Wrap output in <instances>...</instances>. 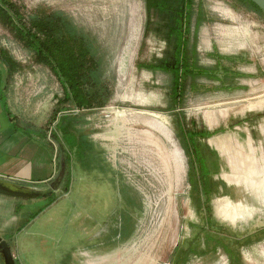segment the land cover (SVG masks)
<instances>
[{
	"label": "rangeland",
	"instance_id": "374dc122",
	"mask_svg": "<svg viewBox=\"0 0 264 264\" xmlns=\"http://www.w3.org/2000/svg\"><path fill=\"white\" fill-rule=\"evenodd\" d=\"M13 1L63 11L94 40L106 100L58 112L72 106L57 77L0 23L20 64L7 108L48 136L54 176L72 173L67 192L0 194L15 264H264V15L194 0L188 49L206 72L185 76L175 99L171 72L142 66L172 56L167 20L145 0ZM114 207L120 236L105 222Z\"/></svg>",
	"mask_w": 264,
	"mask_h": 264
},
{
	"label": "trees",
	"instance_id": "16d2710c",
	"mask_svg": "<svg viewBox=\"0 0 264 264\" xmlns=\"http://www.w3.org/2000/svg\"><path fill=\"white\" fill-rule=\"evenodd\" d=\"M238 1L245 2L254 11L264 15V11L250 0ZM194 4V0H145V8L149 13L155 11L167 20L166 36L171 42L172 56L169 62L163 60L161 63L142 66L171 72V91L175 99L185 76H194V71L206 72L205 69L195 66L189 55L190 37L186 33H190ZM202 16V10H199L196 22ZM0 23L9 28L14 38L33 56L35 63L48 67L57 77L62 87V102H69L72 106L58 112L72 108L92 109L106 103L100 89L101 65L95 54V42L72 23L67 13L59 10H35L34 13L27 14L23 12L22 5L15 1L0 0ZM0 60L5 64L8 76L20 68V64L1 47Z\"/></svg>",
	"mask_w": 264,
	"mask_h": 264
},
{
	"label": "crops",
	"instance_id": "0c3cea01",
	"mask_svg": "<svg viewBox=\"0 0 264 264\" xmlns=\"http://www.w3.org/2000/svg\"><path fill=\"white\" fill-rule=\"evenodd\" d=\"M8 80L0 60V178L35 186L48 183L56 170L53 145L42 130L22 124L7 108Z\"/></svg>",
	"mask_w": 264,
	"mask_h": 264
},
{
	"label": "water",
	"instance_id": "95a60500",
	"mask_svg": "<svg viewBox=\"0 0 264 264\" xmlns=\"http://www.w3.org/2000/svg\"><path fill=\"white\" fill-rule=\"evenodd\" d=\"M256 6H259L264 11V0H250ZM62 165V170L64 169ZM59 180L46 186H35L31 184H22L17 182H8L0 178V194L5 196H17L21 198L25 197H40L49 192H52L58 185ZM0 264H15L14 255L9 248L7 242L0 236Z\"/></svg>",
	"mask_w": 264,
	"mask_h": 264
},
{
	"label": "flooded vegetation",
	"instance_id": "af4514ba",
	"mask_svg": "<svg viewBox=\"0 0 264 264\" xmlns=\"http://www.w3.org/2000/svg\"><path fill=\"white\" fill-rule=\"evenodd\" d=\"M64 171H65V168H64ZM65 174H68V176H64V173L61 172V170H59L56 175L54 176L53 180H52V183L56 182L57 180H59V183L58 185L55 187V190H57L59 188V186L62 184V183H65V186H63V191L67 192L69 189H70V181H71V168H69L68 170V173L66 172ZM115 187H119V185L117 184V186ZM120 188V187H119ZM123 188V187H122ZM120 192V191H119ZM121 194V193H120ZM120 200H121V197H120ZM116 207H114L111 211H110V214L108 215L109 218L105 220L106 224H109L108 226V230L110 233H113V232H117V235H121L122 233H124V231H122L121 229V226H122V218L123 216H120V214H118L119 218L116 217Z\"/></svg>",
	"mask_w": 264,
	"mask_h": 264
}]
</instances>
